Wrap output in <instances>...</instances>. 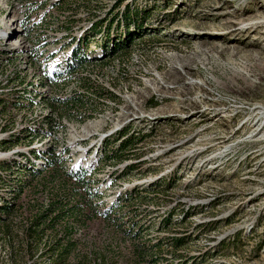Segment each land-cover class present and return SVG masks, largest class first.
Instances as JSON below:
<instances>
[{
    "label": "rangeland",
    "instance_id": "obj_1",
    "mask_svg": "<svg viewBox=\"0 0 264 264\" xmlns=\"http://www.w3.org/2000/svg\"><path fill=\"white\" fill-rule=\"evenodd\" d=\"M62 1L0 0V101L8 102L5 111L0 106V142L18 144L0 146V162L27 166L21 154L39 170L44 163L31 158L32 150L67 149L72 167L101 168L91 187L102 194L99 212L124 193L164 184L154 203H133L145 211L138 219L150 226L146 238L182 236L157 228L183 211L188 257L264 264V0H122L115 8L118 0H96L89 10L81 0L65 10ZM127 9L147 15L140 29L128 25L125 53L57 85H39L63 67L69 36L95 20L122 22ZM102 91L113 100L97 95ZM74 93L88 98L84 109L66 106ZM128 130V137L139 135L135 155L100 164L103 149L116 148ZM19 177L0 169V187ZM10 188H0L2 197ZM128 238L99 220L75 233L115 264H134ZM0 264L35 263L12 261L0 239Z\"/></svg>",
    "mask_w": 264,
    "mask_h": 264
},
{
    "label": "trees",
    "instance_id": "obj_2",
    "mask_svg": "<svg viewBox=\"0 0 264 264\" xmlns=\"http://www.w3.org/2000/svg\"><path fill=\"white\" fill-rule=\"evenodd\" d=\"M71 1L74 0H64L60 6L65 10L71 9L69 6ZM81 1V8L89 10L91 1L96 0ZM121 2L122 0H118L114 8ZM79 8L75 6L74 10L77 11ZM142 13L131 14L127 9L122 14V22L113 19L106 24V21L95 20L90 22L87 29L78 37L69 36L66 44L61 47L68 53L63 67L60 71L41 76L39 85L41 87L57 85L62 78L71 79L79 68L101 66L115 54L125 53L130 47L131 39L128 25L132 24L134 28L140 29L138 23L147 15ZM120 24L125 26L124 30L115 31ZM143 41L145 40H142V43ZM96 51L100 52L99 56H95ZM92 55L94 57H91ZM83 86L88 87L85 84ZM97 95H107L110 100L114 98L106 91ZM65 101L69 108L84 109L88 98L74 93ZM7 104L8 102L0 101L1 111L6 110ZM45 124L50 126L49 117L45 118ZM1 130L6 131V126ZM128 132L129 130L118 134L115 139L118 142L116 148L103 149L100 164L104 161L124 162L135 155L133 149L139 135L128 137ZM17 145L9 144L7 141L0 142L3 149H13ZM68 153L67 149L56 152V149L49 148L38 153L32 150L31 158L44 163L39 170L21 154L19 157L27 162V166L19 162H14L13 166L0 162L1 170L13 171L20 176L12 186L3 184L0 187H11L8 198L0 194V239L9 250L12 261L17 257L35 264H39L40 261H48V264H115L103 254L105 252L86 247L75 239L77 229H87L92 222L99 220L124 238L129 237L133 246L134 264H204L199 262L197 257H188L183 250L188 240V231L179 229L185 225L186 213L183 211L178 214L182 215L180 220L170 214L159 222L157 228L159 233L176 232L182 236H158L154 240L144 236L143 232L148 225L142 224L138 218L143 216L145 211H140L133 203L145 205L154 203L158 193L163 194L167 191L168 188L164 187V184H154L144 190L135 189L132 193H124L99 212L96 203L101 200L102 194L91 187L97 183V180H94L95 171L101 168L91 171L81 166L72 167L71 160L66 157ZM133 167L136 168L131 166L130 169ZM127 170L128 167L125 172ZM24 197L28 198L25 205L19 203ZM173 211L176 213L179 210Z\"/></svg>",
    "mask_w": 264,
    "mask_h": 264
}]
</instances>
